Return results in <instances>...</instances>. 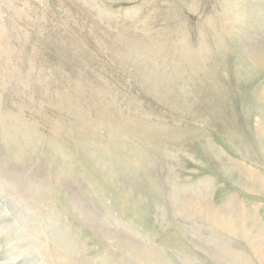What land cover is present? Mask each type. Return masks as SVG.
I'll return each mask as SVG.
<instances>
[{
	"label": "rangeland",
	"instance_id": "1",
	"mask_svg": "<svg viewBox=\"0 0 264 264\" xmlns=\"http://www.w3.org/2000/svg\"><path fill=\"white\" fill-rule=\"evenodd\" d=\"M0 264H264V0H0Z\"/></svg>",
	"mask_w": 264,
	"mask_h": 264
},
{
	"label": "bare ground",
	"instance_id": "2",
	"mask_svg": "<svg viewBox=\"0 0 264 264\" xmlns=\"http://www.w3.org/2000/svg\"><path fill=\"white\" fill-rule=\"evenodd\" d=\"M246 53H249V54H251L252 56H253V58L254 59H256L257 58V52H256V50L254 51V50H249L248 52H246ZM257 60H258V58H257Z\"/></svg>",
	"mask_w": 264,
	"mask_h": 264
}]
</instances>
